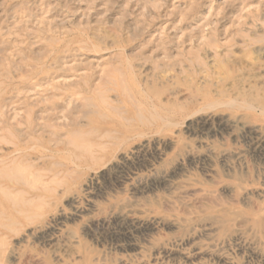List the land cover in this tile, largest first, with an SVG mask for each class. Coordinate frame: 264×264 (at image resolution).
Instances as JSON below:
<instances>
[{
  "label": "rangeland",
  "instance_id": "obj_1",
  "mask_svg": "<svg viewBox=\"0 0 264 264\" xmlns=\"http://www.w3.org/2000/svg\"><path fill=\"white\" fill-rule=\"evenodd\" d=\"M0 264H264V0H0Z\"/></svg>",
  "mask_w": 264,
  "mask_h": 264
}]
</instances>
